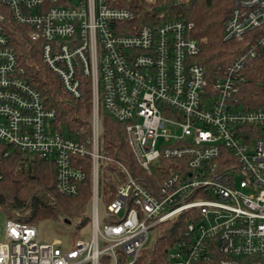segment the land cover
I'll use <instances>...</instances> for the list:
<instances>
[{"label":"built area","instance_id":"built-area-1","mask_svg":"<svg viewBox=\"0 0 264 264\" xmlns=\"http://www.w3.org/2000/svg\"><path fill=\"white\" fill-rule=\"evenodd\" d=\"M119 0H0V143L55 168V187L75 194L92 182L80 238L41 237L36 224L7 218L0 264H135L159 222L186 214L170 264H264V107L238 99L243 68L264 61V0H231L224 39L241 51L209 76L196 61L191 22L164 20L132 29ZM38 43L41 62L72 97L87 78L89 135L53 129L55 110L24 77L10 35ZM20 32V33H19ZM124 125L140 177L101 150L102 114ZM3 151V150H2ZM169 169L153 173L160 161ZM2 172L0 170V179ZM117 182L99 199V181Z\"/></svg>","mask_w":264,"mask_h":264},{"label":"trees","instance_id":"trees-1","mask_svg":"<svg viewBox=\"0 0 264 264\" xmlns=\"http://www.w3.org/2000/svg\"><path fill=\"white\" fill-rule=\"evenodd\" d=\"M231 0H119L115 4L132 13L124 25L132 29L142 24H156L164 20L191 22L190 33L199 41V52L195 56L209 76L218 73L240 51L243 41L224 39L223 18ZM135 26V27H134ZM18 35H10L15 45L18 63L24 69V77L40 93L46 107L55 110L53 129L65 135L84 139L89 135L91 93L89 80L82 79L81 95L70 96L56 75L40 62L38 43L28 40L23 27L16 26ZM238 99L245 108L264 107V61L254 58L243 68ZM104 128L101 135V150L106 155L120 160L131 171L137 162L128 142L124 125L107 114H103ZM0 143V210L7 218L20 222L38 224L43 220L56 221L61 235L76 237L85 223V206L90 196L89 168L85 180L79 184L75 194L67 195L55 187L54 165L36 154L12 150L4 155ZM3 150V151H2ZM164 160L153 173L166 172ZM148 178L151 176H147ZM117 183L113 178L102 181V196L105 203L115 196ZM186 226V214L159 222L149 245L143 246L135 264H170L167 251L182 235ZM205 264V263H204ZM209 264V263H206Z\"/></svg>","mask_w":264,"mask_h":264},{"label":"rangeland","instance_id":"rangeland-1","mask_svg":"<svg viewBox=\"0 0 264 264\" xmlns=\"http://www.w3.org/2000/svg\"><path fill=\"white\" fill-rule=\"evenodd\" d=\"M41 62V60H40ZM42 63V62H41ZM42 65L44 67H46L43 63ZM105 114V113H103ZM102 114V115H103ZM104 128V122H103V117H102V129ZM103 133V131H102ZM88 168V167H87ZM85 168V170L87 169ZM132 174L138 175L140 177H146L147 175L144 173L143 170L140 169L139 165L137 164V168L134 170H131ZM105 179H102L99 181V199L101 203H105V200H103V196H102V181ZM115 181V180H114ZM116 182V181H115ZM89 183H90V196L89 199L86 203L85 206V212H84V216H85V223L80 227L79 231H78V235H76V237L74 235H71L70 233L68 234H64L61 235L59 232V224L56 221H52V220H43L42 222L36 224L37 228L39 230V233L41 235L42 238L47 239V240H52V239H56L58 237H61L63 240L67 241H74L77 238H80L81 235V229L82 227L85 229V225L87 224L88 221V213L91 211V200L93 197V192H92V182H91V176L89 173ZM117 183V182H116ZM117 188V187H116ZM7 219L6 215L0 210V240L3 239V233H4V224H5V220ZM155 233H156V228H152L149 232V237L148 240L146 242L145 245H149L151 244V242L153 241L154 237H155ZM144 245V246H145ZM173 245L170 246V248ZM169 248V249H170Z\"/></svg>","mask_w":264,"mask_h":264}]
</instances>
